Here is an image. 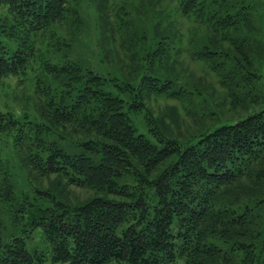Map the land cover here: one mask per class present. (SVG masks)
<instances>
[{"label":"trees","instance_id":"16d2710c","mask_svg":"<svg viewBox=\"0 0 264 264\" xmlns=\"http://www.w3.org/2000/svg\"><path fill=\"white\" fill-rule=\"evenodd\" d=\"M76 3L0 0V33L20 40L12 51L0 38V82L9 76L30 81L39 112L35 117L26 110L20 116L0 110V140H10L24 165L40 176L54 175L57 183L93 193L72 204L35 186L37 197L47 201L36 208L21 196L16 211L28 229L5 241L0 237V264H264V105L185 141L166 136L156 128L146 98L185 96L173 79L147 72L135 85L51 50L69 46L54 25L68 16L80 22ZM177 3L185 16L212 26L209 42L195 47L194 57L210 62L233 103L244 100L247 87L257 82L246 47L257 33L251 5ZM42 33L49 37L43 48L31 40ZM131 113L141 115L147 133ZM0 175L6 186L2 159ZM34 231L43 245L29 250L26 238Z\"/></svg>","mask_w":264,"mask_h":264},{"label":"rangeland","instance_id":"374dc122","mask_svg":"<svg viewBox=\"0 0 264 264\" xmlns=\"http://www.w3.org/2000/svg\"><path fill=\"white\" fill-rule=\"evenodd\" d=\"M76 1L80 22L72 23L73 19L68 16L54 25L69 46H63L58 51L56 47L51 50L58 57L66 53L67 59L83 68L135 85L147 72L173 79V87L183 89L185 96L173 98L153 94L146 98L156 128L166 136L185 141L214 123L236 119L264 105V0H243L251 5L257 20V33L246 46L257 82L252 85L254 87L245 89L248 96L244 100L233 98L235 103L210 62L193 55L195 47L209 42V37L213 35L211 24L199 21L193 15L185 16L178 8L177 0ZM3 12L4 8L0 6V16ZM0 38L12 51L20 42L4 31L0 33ZM31 40L43 48L49 37L47 33H42L32 36ZM215 40L223 48L231 49L226 41ZM155 49L164 53L158 54ZM53 88L56 90V84ZM37 101L30 81L21 83L16 76H9L0 82L1 111H11L20 116L26 110L30 115L39 117ZM130 115L139 131L147 133L141 115ZM58 143L68 150L75 149L70 141L59 140ZM19 153L10 140H0V159L6 164L9 176V183L4 186L0 175V193L8 194V199L0 198V237L4 241L14 235H25L23 228L28 229L16 211L21 196L29 197L33 208L47 204L45 199L37 197L33 187L50 188L62 199L67 196L72 204L78 203L76 200L84 202L93 195L85 188L57 183L54 175L40 176L24 165ZM29 235L26 238L29 250L43 245L37 231Z\"/></svg>","mask_w":264,"mask_h":264}]
</instances>
